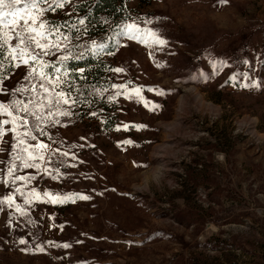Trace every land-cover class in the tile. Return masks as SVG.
<instances>
[{
    "label": "rangeland",
    "instance_id": "374dc122",
    "mask_svg": "<svg viewBox=\"0 0 264 264\" xmlns=\"http://www.w3.org/2000/svg\"><path fill=\"white\" fill-rule=\"evenodd\" d=\"M79 1L43 18L71 16ZM124 6L125 24L165 43L120 34L104 50L87 40L110 65L96 99L80 101L71 70L57 84L40 63L13 61L0 80V104L34 97L40 72L76 101L31 133L49 146L39 169L13 159L15 132L0 141V201L12 197L0 203V264H264V0ZM74 40L72 54L85 42ZM63 46L41 62L62 67Z\"/></svg>",
    "mask_w": 264,
    "mask_h": 264
},
{
    "label": "snow or ice",
    "instance_id": "6c2138e0",
    "mask_svg": "<svg viewBox=\"0 0 264 264\" xmlns=\"http://www.w3.org/2000/svg\"><path fill=\"white\" fill-rule=\"evenodd\" d=\"M221 2H226V0H221ZM68 4L69 0H0V80L5 78L2 74L6 67L5 61H7L8 64H11L13 61L23 62L29 66H32V64L35 63H40L41 68H48L54 73L60 74V76L56 77L57 84L61 83L63 76L69 75L65 61L72 58V52L71 49L68 48L67 42H70V39L75 37V34L79 29L76 28V25H73V37H69L60 31L61 28L65 27L64 25H55L43 18L45 13L63 8ZM21 5L22 7H20ZM33 17H39L40 19H34ZM30 19L32 21L31 25L28 22ZM78 23L83 25L85 20L80 19ZM5 29L12 32L17 41L11 47H6V45L9 44V38ZM123 29L124 30L120 34L127 35L129 39H137L138 34H141V30L134 23L123 25ZM144 35L153 38L155 43H165V41L157 37L155 33L149 32L147 34H141V38H143ZM62 42L64 44L62 50L67 53V55L59 57L62 67H56L47 62H41L43 56H50L54 54V51H61ZM95 43L96 42L93 41V44ZM83 47L87 48V45ZM99 47L102 48L103 45H100ZM5 53H7V55H5ZM74 58L83 59L84 53L81 52ZM15 66L18 67L19 63ZM72 71L79 72L81 78H85L83 76L85 71L84 68H74ZM115 71L119 72L122 71V69H115ZM35 74L36 69L33 67L32 71L29 72L25 79L28 80L34 77ZM39 75L41 80H45V83L32 85L31 91L36 93L34 97L30 98L28 101L14 100L9 104H0V115L11 117V120H0V141L3 140V137L9 131L16 133L14 136L16 143L11 145L12 149L17 151V155L13 159L19 160L25 168L39 169L40 164L34 163L33 161L45 160L43 151L49 148L48 145H45L42 142L36 144L30 143L31 141L37 140V136L32 135L31 133L35 131L43 134L44 129L41 127V124L54 115V110L55 112H59L62 116L69 115L70 113L68 111L60 109L59 105L61 103L69 104L70 102H76L75 100L70 101L71 92H55L54 89H50L46 86V84H51V79L48 78V73L40 72ZM244 86L247 87V85ZM38 89L42 90V92ZM16 91H28V89H16ZM28 117H32V119L29 120ZM54 122L58 123V121ZM9 124L12 125V128L6 129L5 126ZM19 128L29 130L21 134L18 131ZM126 143H130V141H126ZM0 151H2V149H0ZM20 153H26V155H21ZM14 167L15 165L9 166L7 172L8 176L13 175ZM45 171L47 170L45 169ZM26 179H32V177L15 176V180ZM3 182L5 184L8 183L7 180H4ZM17 191H19V189H17ZM44 195L49 196L53 203L62 202L47 192L44 193ZM78 198L84 200L89 199L87 196H79ZM4 202L11 205L12 197L8 196L5 197L3 201H0V203ZM27 202L28 201H26V203ZM17 210H19V208ZM19 242L21 244L26 243L23 239ZM37 247L39 251H44L42 247ZM63 247L67 248L69 245L65 244Z\"/></svg>",
    "mask_w": 264,
    "mask_h": 264
},
{
    "label": "trees",
    "instance_id": "16d2710c",
    "mask_svg": "<svg viewBox=\"0 0 264 264\" xmlns=\"http://www.w3.org/2000/svg\"><path fill=\"white\" fill-rule=\"evenodd\" d=\"M143 1L149 2V0ZM124 2L125 0H80L73 5L74 14L49 21L55 25H64L65 27L61 28L60 31L69 37H73L72 26L76 25L79 31L70 40L76 39L78 47L81 43L80 40L83 38L82 41H85L84 46L87 45V48L84 47L79 52L84 53L83 59H75L74 57L79 54L76 53L72 54V58L65 61L67 69L72 72L71 77H75L74 79L78 84L79 89L77 92L80 96V101L96 99L95 90L105 89L111 84V79L107 77L110 69L109 63L103 58L94 57L90 49V43L87 40L96 38V47L101 48L99 46L103 45L101 49L111 50L114 38L124 30L123 25H125L128 18L124 13ZM80 19L85 20L83 25L78 23ZM5 65L3 75L12 69L13 62L8 64L5 61ZM77 67L85 69L83 73L85 78L82 79L79 72L72 71ZM112 125L113 121L109 119L107 126L112 127Z\"/></svg>",
    "mask_w": 264,
    "mask_h": 264
}]
</instances>
